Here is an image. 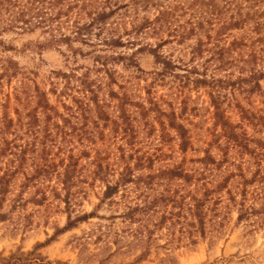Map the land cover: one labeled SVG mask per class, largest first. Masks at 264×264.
Returning <instances> with one entry per match:
<instances>
[{
    "label": "rangeland",
    "instance_id": "1",
    "mask_svg": "<svg viewBox=\"0 0 264 264\" xmlns=\"http://www.w3.org/2000/svg\"><path fill=\"white\" fill-rule=\"evenodd\" d=\"M203 1L205 5L201 10L190 6L192 0H163L174 12L169 18L170 23L163 27L156 25V30L151 28L139 35L126 33L131 30L132 21L140 22L144 16L154 18L159 8L130 10L129 14L109 21L103 36L114 34L115 37L122 36L124 41L134 39L137 43L134 47H123L117 52L134 53L139 66L137 70L126 63L112 65L115 83L111 86L106 84L107 76L103 72L95 71L93 57L89 54H111V49H105L103 45L93 49L78 42L72 46L57 43L40 28L33 31L0 30V102L4 104L8 100V111L14 119L19 113L26 122L27 113L35 106V86L47 92L50 103L56 104L52 87L56 83L60 90L63 83L54 78L55 72L75 70L81 74L90 68V78L102 85L99 99L105 103L111 120L119 114L118 101L109 94L111 91L125 94L132 102L146 106L152 98L163 110L176 112L178 121L188 131L189 140L186 151L180 149L179 137L173 130H169V135L162 140L154 115L149 117L147 125L132 106L129 112L136 133L133 145H128L126 139H122V133L115 131L113 122L95 129L92 140L85 137L81 140L74 135L73 142L65 147L73 146L76 155L87 145L92 151L89 158H82L80 162L81 175L72 189L69 206L64 202L65 192L56 175L37 180L23 189L26 176L33 173L32 158L38 154L30 153L24 170L11 179L8 193L0 205V264H264V210L247 220H238V203L245 188L247 205L264 208L263 155L249 154L226 140L221 127L216 124L207 87L196 89L185 84V79L173 76L161 80L156 75L161 67L150 50H138L140 46L155 47L161 39H168L170 43L161 51L175 62L200 69L206 62L210 76L235 79L243 64L240 58L254 48L260 51L257 68H262L264 0ZM240 14L245 17L243 25L226 31L219 43L227 47L236 38L245 40L249 47L233 51L230 58L237 59L233 66L226 71L218 70L216 32L223 23L229 24L232 19L240 18ZM197 18L204 20L203 31L207 30L212 38L209 40L202 35L209 43L203 57L192 63L190 47L196 37L181 44L175 36L187 32ZM7 66L10 72L5 77L2 73ZM16 67L19 73L9 79ZM178 72L185 76V69ZM23 86L24 92L21 91ZM261 86L264 91V80ZM15 91H20V100L15 98ZM224 92L223 107L227 119L237 127V133L244 132L252 140L250 148H256L255 140H264V92L250 94L238 88ZM241 108L248 110L251 116L248 120L241 116ZM100 130L103 136L99 134ZM26 140L32 141V138L24 136L18 142ZM122 147L127 159L130 154L135 158L120 159ZM98 156L110 166L111 182L118 179L126 163L134 166L137 157L147 164L152 163V167L147 165L136 170L137 177L181 167L192 175V180L186 182L166 177L156 178L150 186L143 182L129 184L111 200H105V184L93 176V160ZM11 160L7 157L0 161V177L12 165ZM255 172H260L256 181L246 184ZM161 195L165 203L160 199L152 209L135 212L133 218L129 216L137 205L146 206L147 210L149 202ZM195 200L204 201L203 229L193 215ZM85 215L88 218L65 229L69 218L75 220Z\"/></svg>",
    "mask_w": 264,
    "mask_h": 264
},
{
    "label": "trees",
    "instance_id": "2",
    "mask_svg": "<svg viewBox=\"0 0 264 264\" xmlns=\"http://www.w3.org/2000/svg\"><path fill=\"white\" fill-rule=\"evenodd\" d=\"M0 0V30H23L33 31L37 28L45 30L49 33L54 42L65 43L72 46L74 42L87 45L89 47H97L103 45L105 49H111L113 53H97L89 52L95 63V71L103 72L107 76V85L111 86L115 83L114 74L111 71V66L114 64L126 63L128 67L137 68L139 66L134 58V53L126 55L122 52H117L123 47H134L136 41L132 38L124 41L122 36L115 37L114 34L110 37L103 36L104 31L109 26V21L117 20L118 16L129 14L130 10L157 7L158 13L154 18L144 16L140 22L132 21L131 30L126 33H135L139 35L148 29H157L156 25L163 27L168 24L169 18L174 14L172 8L164 4L163 0ZM190 5L192 8L197 7L203 10L205 1L192 0ZM124 11L122 13L121 11ZM245 17L240 14V18H234L229 24L223 23V26L216 32V51L215 59L218 60L216 68L226 71L235 60L230 58L232 52L249 47L243 39L234 38L229 45H221L220 39L226 35V31L232 28H238L243 25ZM204 20L197 18V22L189 28L187 32L179 34L178 43H185L192 37H196L194 44L190 47L192 55L190 62H195L196 58H202L206 51V45L211 40L212 36L209 32L203 31ZM206 37L208 42L203 38ZM170 43L168 39H161L155 47L150 45L140 46L138 50L149 49L150 53L156 58V63L161 67L156 75L161 80L167 76L174 78L185 79V84H191L194 88H208L211 105L214 109L216 124L223 131V135L227 141H231L236 147H240L247 153L258 156L261 154L264 157V140L256 141V148L251 149L249 143L252 141L244 132L237 133L236 126L230 123L226 117V112L223 107L226 99L225 90H246L250 94L263 93L261 81L264 80V65L262 68H257L258 53L260 51L252 48L247 56L240 58L243 62L239 68V76L235 79L217 78L214 75H209L208 66L204 62L203 67L181 65L175 62L171 56L164 54L161 49ZM252 45H250L251 47ZM153 47V48H152ZM116 51V52H115ZM75 53L77 50L74 51ZM80 52V51H79ZM217 57V58H216ZM185 69V76H180L178 70ZM19 68L12 70L9 79L16 77L19 73ZM90 68L79 74L75 70L69 72L58 71L54 73V78L60 80L63 86L60 90L56 88V83L53 84L52 92L56 95V104L50 103L48 93L40 90L38 86L34 88L35 106L27 113L26 122L22 121L19 115L17 119L10 116L8 111V100L4 104L0 102V161L4 158L11 157L9 169H6L0 177V205L4 201L11 179L20 171L24 170V166L29 159L30 153H38L32 158L33 173L27 175L23 189L37 180L51 179L57 176L60 179L62 188L65 192L64 202L67 206L70 204V196L73 187L78 184L80 179V162L82 158H89L92 148L87 145L83 148L80 154L76 155L73 146H67L69 142H73L72 137L78 135L82 140L83 137L92 140L96 131L102 127L108 126L113 122L116 132L122 133V139H126L128 145H133L135 138V130L133 126V117L129 112V107H135L139 117L149 123V117L154 115L155 122L159 125L161 138L165 140V136L169 135V130L176 132L180 140V149L186 151L189 145L188 131L186 127L178 121L179 117L174 110L167 112L163 110L156 100L149 98L148 105L143 103H135L130 98L123 94L111 91L109 94L118 101V116L115 120H111L110 115L105 109V103L100 101L99 91L102 90L101 83L93 81L90 78ZM8 66L2 73L7 76L9 73ZM17 90V88H16ZM25 91L24 86L21 89ZM20 91H15V98L20 100ZM150 93V92H149ZM10 99V98H9ZM60 108L62 110H60ZM95 115V117H94ZM241 116L243 119H249L251 116L248 110L241 108ZM148 125V124H147ZM19 129H18V128ZM264 127V126H263ZM21 129V133L19 132ZM97 129V130H95ZM41 132V136L39 135ZM95 133V134H94ZM102 134V130L99 131ZM24 136H30L32 141L26 140L18 142ZM11 137V138H9ZM120 159L126 161L125 149L122 147ZM91 150V151H90ZM39 155V156H38ZM209 159L215 163L213 158ZM207 157V161H208ZM135 156L130 154L127 160H133ZM206 159V158H205ZM204 163V161L202 160ZM94 164V179H98L105 184L103 199L111 200L116 196L122 188H126L129 184L146 183L152 185L156 178L181 179L186 182L192 180V175L183 171L181 167L166 169L158 174H148L146 177L136 176V170H142L150 163L144 162L142 158L137 157L134 166L126 163L119 177L115 182H111L110 166L101 161L100 156L93 160ZM208 164V162L206 163ZM0 169L1 166H0ZM260 172H255L250 181L246 184H251L256 181ZM247 189L242 192V198L238 203L239 216L238 220L243 221L255 216L264 210V208H256L254 205H247ZM57 197L59 195L57 194ZM160 199L163 203L166 202L163 195L149 202V207L137 205L131 209L129 216L133 218L135 212H145L156 206ZM203 200H195L193 215L197 219L199 225L204 227ZM264 206V203H263ZM88 216L78 217L75 220L69 218L65 229L73 228L80 220H85Z\"/></svg>",
    "mask_w": 264,
    "mask_h": 264
}]
</instances>
